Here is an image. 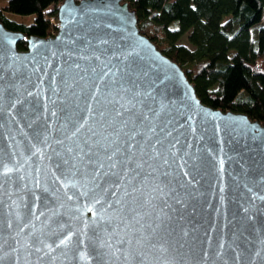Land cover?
<instances>
[{
    "label": "water",
    "instance_id": "water-1",
    "mask_svg": "<svg viewBox=\"0 0 264 264\" xmlns=\"http://www.w3.org/2000/svg\"><path fill=\"white\" fill-rule=\"evenodd\" d=\"M58 20L0 22V264H264V123L203 103L127 1L65 0ZM117 149L143 167L114 185Z\"/></svg>",
    "mask_w": 264,
    "mask_h": 264
},
{
    "label": "trees",
    "instance_id": "trees-1",
    "mask_svg": "<svg viewBox=\"0 0 264 264\" xmlns=\"http://www.w3.org/2000/svg\"><path fill=\"white\" fill-rule=\"evenodd\" d=\"M64 1L9 0L1 5L0 22L27 36L49 37V18L58 17ZM125 1L136 10L141 32L185 69L203 103L264 123V0ZM28 15L35 16L33 23L18 20ZM187 34L192 47L180 43ZM216 34L228 42L211 52ZM17 44L28 49L26 39Z\"/></svg>",
    "mask_w": 264,
    "mask_h": 264
},
{
    "label": "snow or ice",
    "instance_id": "snow-or-ice-1",
    "mask_svg": "<svg viewBox=\"0 0 264 264\" xmlns=\"http://www.w3.org/2000/svg\"><path fill=\"white\" fill-rule=\"evenodd\" d=\"M97 59H99V57H97ZM77 67H79V65H77ZM113 85H116L118 82L117 81H112L111 82ZM120 88H121V91L123 92H133V98L135 97H138V96H141V95H146V96H150L151 93H144L142 92L138 87H136L135 85H120ZM133 89H135L133 91ZM116 103H119V101H116ZM129 104H132V101L129 100L128 101ZM159 103L161 104V107L163 108V101H159ZM123 107V106H122ZM132 107L134 108L135 107V104H132ZM124 111H131L130 108H124ZM158 114V113H157ZM101 116V118H103L105 116V113L104 112H100L99 114ZM116 115L117 116H122L123 115V112L120 111V110H116ZM144 119H148L147 116L144 117ZM125 125L128 123L127 121L124 122ZM80 127H83V124L80 125ZM154 131V129H152ZM77 131H79V128L77 129ZM96 133H94L95 135ZM139 134V133H137ZM105 139H107V137H105ZM85 143H87V141H85ZM99 143V141L97 142ZM157 143H159V141H157ZM129 149H133L135 148V144H129L128 145ZM69 152L72 151V149H68ZM117 152H119V149H117L116 152H113L111 154H108L106 159L108 161H111L110 164H108V168L111 169V170H114L116 169L120 164H124L125 165V169H124V176L123 177H120L115 171H111V175L112 176H115L117 177L116 180L112 181V183L115 185V184H119L121 183L122 179H125L127 178V174L129 172H134L136 171V169H139L141 167H143V164L142 163H136V167L135 169L133 168H130V167H127V165L131 164L132 163V157L131 155H128V154H125L124 155V159L123 160H114V157L116 156ZM81 153L85 156L88 157V161H87V164H90V165H94V168H93V177H97L100 175V172H101V169H103L105 167V165L100 162V159H99V156H100V153L99 152H93L92 151V147H89L88 151L87 152H84L83 149H81ZM157 156L160 155V153H156ZM93 156L96 157V159H93ZM164 163L167 164L168 161L167 159L165 158L164 159ZM6 171L7 172H10L12 171V169H8L6 168ZM105 176H108L109 173H104ZM136 175H139V172H136ZM131 182V181H129ZM134 190H137V189H134ZM100 201L97 200V203H99ZM109 207H111V205H109ZM9 227H11V224H9ZM66 241L65 240H61L60 243L61 244H64ZM101 246H103V244H101ZM48 247H51L50 245ZM37 251H40L39 248L36 249Z\"/></svg>",
    "mask_w": 264,
    "mask_h": 264
},
{
    "label": "rangeland",
    "instance_id": "rangeland-1",
    "mask_svg": "<svg viewBox=\"0 0 264 264\" xmlns=\"http://www.w3.org/2000/svg\"><path fill=\"white\" fill-rule=\"evenodd\" d=\"M8 2H9V0H0V8H1V5L7 4ZM34 19H35L34 15H28L27 17H23V18L18 17V20L24 21L26 23L27 22L33 23ZM259 28H260V26L257 25V26H254V28L251 30V34H252L253 39H256L258 37ZM217 35H220V34H216V37H213L211 40V44L209 46L211 52H213L214 50H219V49L223 48V45H225L228 42V39H226L224 37V35L223 36L222 35L217 36ZM187 36H188V34L183 36L180 43L185 44L188 47H192V45L189 44Z\"/></svg>",
    "mask_w": 264,
    "mask_h": 264
},
{
    "label": "built area",
    "instance_id": "built-area-1",
    "mask_svg": "<svg viewBox=\"0 0 264 264\" xmlns=\"http://www.w3.org/2000/svg\"><path fill=\"white\" fill-rule=\"evenodd\" d=\"M49 20L51 21V24L53 26V29L50 31L51 35H49V36L55 37L59 33L58 29H59V23L60 22L55 17H50Z\"/></svg>",
    "mask_w": 264,
    "mask_h": 264
},
{
    "label": "flooded vegetation",
    "instance_id": "flooded-vegetation-1",
    "mask_svg": "<svg viewBox=\"0 0 264 264\" xmlns=\"http://www.w3.org/2000/svg\"><path fill=\"white\" fill-rule=\"evenodd\" d=\"M90 238H91V241L88 242V244H89V245H93V244H95V241L93 240L92 236H90ZM86 245H87V244H86ZM146 264H155V262H154L153 260L150 261V262H148V261L146 260Z\"/></svg>",
    "mask_w": 264,
    "mask_h": 264
}]
</instances>
